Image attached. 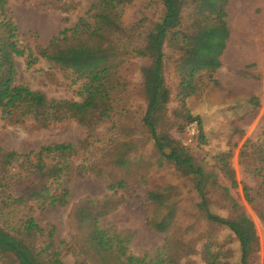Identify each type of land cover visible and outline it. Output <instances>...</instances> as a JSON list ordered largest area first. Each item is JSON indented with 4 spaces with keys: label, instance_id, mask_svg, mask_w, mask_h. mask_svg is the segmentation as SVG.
Masks as SVG:
<instances>
[{
    "label": "trees",
    "instance_id": "16d2710c",
    "mask_svg": "<svg viewBox=\"0 0 264 264\" xmlns=\"http://www.w3.org/2000/svg\"><path fill=\"white\" fill-rule=\"evenodd\" d=\"M81 1L58 0L43 8L69 15ZM9 2L0 0L4 127L25 126L35 117L39 130L73 121L94 134L111 123L118 140L96 161L82 165L66 156L71 147L65 145L23 155L0 150V264H64V243L51 238L29 213L66 208L73 180L88 176L114 193L146 188L147 227L165 235L156 258L147 260L129 254L131 238L127 242L98 231L100 252L93 264H255L260 247L255 226L218 184L216 172L234 183V139L243 135L240 124L261 107L259 98L225 90L215 79L225 51L223 43L216 49L217 40L223 36L226 43L231 35L226 23L230 0H164L150 29L147 19L131 27L123 21L137 0H92L88 12L47 46L37 43L35 34L22 40ZM17 59L25 60L28 70L45 62L49 71L44 75L59 72L58 84L77 87L73 92L81 101L49 100L21 84ZM134 59L147 61L141 74L154 90L144 111L130 110L123 77ZM172 103L178 109L171 113ZM194 123L199 153L174 134L185 136ZM257 174L264 196V168ZM21 213L24 218L16 223Z\"/></svg>",
    "mask_w": 264,
    "mask_h": 264
},
{
    "label": "rangeland",
    "instance_id": "374dc122",
    "mask_svg": "<svg viewBox=\"0 0 264 264\" xmlns=\"http://www.w3.org/2000/svg\"><path fill=\"white\" fill-rule=\"evenodd\" d=\"M58 0H10L9 6L14 17L19 35H37L40 45L47 46L48 42L58 36L61 31L72 28L79 17L84 16L91 7L92 0H82L78 11L64 15L59 11L47 10ZM164 0H137L126 12L124 23L131 27L147 19L146 28L150 29L157 18V14ZM248 4L249 12L255 19V28L246 44L234 43L232 38L233 7ZM226 23L231 32L228 42L221 36L217 40V47L225 46L220 61L222 67L216 72L215 79L225 90L243 91L246 94L259 98L260 109L248 116L240 124L243 130L241 137L234 139L232 159L234 183L217 170L218 184L228 191L233 200L243 209L246 216L254 224L259 237L260 247L255 256V264H264V196L260 189L263 179L258 176L257 170L264 168V0H230L227 7ZM68 18L69 22L64 19ZM146 29V30H148ZM236 44V46H235ZM236 49L239 56L248 55L245 60L233 63L227 62V55ZM252 55V56H249ZM19 82L30 87L34 92L44 94L49 100L80 102L73 89L65 85L60 86L62 75L56 72L54 77H47L44 72L49 71L45 62H40L34 69L28 70L25 60L17 59ZM147 64L142 59H134L123 72L124 79L129 83V108L132 111H144L147 101L153 96L152 84L146 82L141 69ZM204 82L208 76L203 75ZM69 84V82H67ZM178 109V104L172 103L169 111ZM37 116H43V110H36ZM36 118L25 126L4 127L0 121V150L28 154L43 147L55 145L70 146L66 153L76 165L90 164L96 161L107 149L117 142V136L111 131L112 124L101 126L94 134L88 133L73 121H65L54 125L48 130H39ZM211 126V121L208 122ZM198 133V124L188 126L187 134L183 136L177 131L175 136L182 144L199 153L195 144ZM183 136V137H182ZM247 156H242L244 147ZM71 199L66 208L48 209L41 212L32 211L34 218L48 235L57 243H64L62 260L64 264H93L100 252L98 231H109L110 237L118 236L127 239L129 254L136 258L152 260L160 252L165 241V235L150 231L145 220L147 205V189L137 191L125 190L118 193L110 192L105 182L88 176L85 179H75L71 183ZM215 198L217 196L215 195ZM219 199V198H218ZM21 213L16 220H23Z\"/></svg>",
    "mask_w": 264,
    "mask_h": 264
},
{
    "label": "bare ground",
    "instance_id": "6f19581e",
    "mask_svg": "<svg viewBox=\"0 0 264 264\" xmlns=\"http://www.w3.org/2000/svg\"><path fill=\"white\" fill-rule=\"evenodd\" d=\"M233 9V16L230 20L232 24V38L234 43L237 41L238 43H247V41L250 39V36H252V31L255 28L256 21L252 17V15L249 12L248 4L245 2H242L241 5H236L234 3ZM236 46V44H235ZM246 56H239V54L236 52V49L232 47V50L227 55V62L231 65L233 63H238L239 61L245 60ZM252 56V55H249Z\"/></svg>",
    "mask_w": 264,
    "mask_h": 264
}]
</instances>
